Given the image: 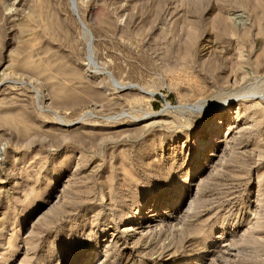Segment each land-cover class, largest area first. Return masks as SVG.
Here are the masks:
<instances>
[{
    "label": "rangeland",
    "instance_id": "obj_1",
    "mask_svg": "<svg viewBox=\"0 0 264 264\" xmlns=\"http://www.w3.org/2000/svg\"><path fill=\"white\" fill-rule=\"evenodd\" d=\"M250 83L264 0H0V264H264V122L172 138Z\"/></svg>",
    "mask_w": 264,
    "mask_h": 264
},
{
    "label": "bare ground",
    "instance_id": "obj_2",
    "mask_svg": "<svg viewBox=\"0 0 264 264\" xmlns=\"http://www.w3.org/2000/svg\"><path fill=\"white\" fill-rule=\"evenodd\" d=\"M224 26L225 25H222L221 27H224ZM224 28H227V27L225 26ZM226 30L229 31L228 29ZM244 82H245L244 77L242 76L239 80H237V82L235 81L234 84L238 85V83H244ZM234 92L235 93L228 94L224 97L218 94L222 97L220 101H218L217 98H213L208 101L199 100V101H194L191 105H189L188 107L186 105L185 107L186 110L188 109V111L191 112L189 114H198V113L203 114V112L205 111L204 117L199 119L194 124L189 122L187 126H184V127L181 126L172 138L176 136L185 135L186 140L188 141L193 131L197 129H201V132L198 133V136L195 142L193 144L191 143V145H193L191 146V148H195L196 150L198 149L197 161L194 164V166L198 164L197 169L199 170L201 169L204 171L205 169L212 168V166L214 165H211V164H214L215 161L220 156V154H223L224 151H226L225 150L226 147H228V144L231 143L234 136L238 135L241 131H243L244 126L249 125L247 122L248 119L242 120L240 124L238 125L236 124V122L234 124H231V120L234 119V117H231V116H236L239 114L238 117L240 118L244 116L245 114L247 115L248 113H250L251 118L255 121L254 122L255 124L253 123L255 126H257V124H259L260 121L264 122V106H263L264 105V94H263L264 87H263V84L262 86L260 85L259 87H257V86L252 85V83H250L248 85H245V87L241 88L240 90L234 91ZM234 102H238L237 106L241 107L240 112L239 111L234 112L232 110V107L234 106L233 105ZM223 107H225L224 111L218 114L220 109H222ZM238 117L237 116L235 117L236 121L239 119ZM244 122L245 124H243ZM160 123L161 125L165 124L163 120H161ZM217 162L218 160L216 161V163ZM191 168L189 169L187 173V177L190 174ZM192 174H194V172ZM175 200H176V196L175 197L172 196L170 197L169 200L164 201L165 202L164 204H159V205L154 204L153 206L151 205L146 206L145 209H143V211L141 212L139 216L140 218L137 220L138 222L133 227H131V231H135V230L137 231L138 229L144 230L146 228L148 229L151 228V224L152 223L156 224L155 222L158 221L157 218L159 217V214L161 213L162 207L168 206V205L170 206L171 203H173ZM173 214L174 213L169 215V217H173ZM94 256H97V255L94 254L92 257L88 256L87 258H85V261L83 263L81 262L80 264H95L94 261L96 257L94 258Z\"/></svg>",
    "mask_w": 264,
    "mask_h": 264
}]
</instances>
